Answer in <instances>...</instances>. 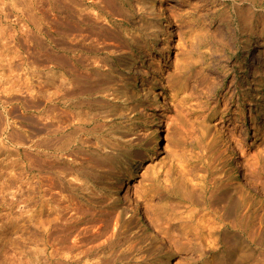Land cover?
<instances>
[{"label":"rangeland","instance_id":"1","mask_svg":"<svg viewBox=\"0 0 264 264\" xmlns=\"http://www.w3.org/2000/svg\"><path fill=\"white\" fill-rule=\"evenodd\" d=\"M180 2L0 0V264H165L167 260L171 264H264V38L248 39L240 20L243 13L252 11L256 17L253 27L261 29L264 0ZM69 7H74L75 16L82 12L87 18L84 32L67 22ZM95 20L98 24H93ZM101 24L105 32L98 29ZM108 28L121 37L140 39L135 43L128 39L121 45L120 35L107 38L110 51L86 56L83 68L101 65L99 61L110 53L115 58L113 80L107 83L101 76L92 82L97 87L89 91L79 69L70 73L66 39H106ZM51 37L57 39L55 52ZM53 54L57 57L55 71ZM54 75L64 94L79 84L81 91L55 101L50 91ZM83 86L88 87L85 92ZM161 129H165V139L156 147ZM101 138L116 146L103 144ZM106 163H111L108 171L101 167ZM236 163L260 193L245 195L239 211L226 197L219 198L210 210L172 199L182 180H212L210 193L222 183L228 189L238 187L243 181ZM45 175L59 184L52 191L60 195L56 196L59 202L44 195ZM114 177L120 180L117 187L110 182L115 183ZM132 183L149 195L152 214L162 212V222L172 225V235L180 226L196 225L202 216L209 219V248L177 244L169 249L163 235L143 220L139 206L125 209ZM69 197L82 203L88 215L95 208L99 210L94 213L105 214L125 209L114 239L84 257L65 250L70 238L62 242L44 233L48 225L52 231L62 228ZM88 215L87 219L93 218Z\"/></svg>","mask_w":264,"mask_h":264},{"label":"bare ground","instance_id":"2","mask_svg":"<svg viewBox=\"0 0 264 264\" xmlns=\"http://www.w3.org/2000/svg\"><path fill=\"white\" fill-rule=\"evenodd\" d=\"M70 2H73V0H69ZM101 1V0H100ZM106 2H108V0H105ZM175 2H177V3H179L181 0H174ZM252 1V0H251ZM256 1V0H255ZM68 2V1H67ZM75 2V1H74ZM242 2V1H241ZM79 3V2H78ZM181 3V2H180ZM222 3H224V1L222 2ZM255 3V2H254ZM254 3H252L253 5H254ZM67 5H68V3H67ZM71 5V4H70ZM104 5V4H103ZM65 6V5H64ZM116 6V5H115ZM119 7V6H118ZM162 7V6H161ZM67 8V7H66ZM71 8H73V10H70V7L68 8V12H66L67 13V18H66V20H67V22L69 23H71V25H75V28H76V30H83V32H84V28L86 29L88 26L85 24V21H86V17L83 15V14H76V15H78V16H75V12H74V7H71ZM114 8V10H115V7H113ZM110 9V8H109ZM67 10V9H66ZM104 10V7L102 6V8H101V11H103ZM111 10V9H110ZM110 10H108V11H110ZM247 10H249V9H247ZM246 10V11H247ZM117 11V10H116ZM115 11V12H116ZM245 11V12H246ZM105 12V11H104ZM111 12H112V10H111ZM241 12V11H240ZM83 13H85V12H83ZM110 13V12H109ZM114 13V12H113ZM105 14H106V16L107 15H109L107 12H105ZM86 15V14H85ZM104 15V14H103ZM115 14H113V16H114ZM110 16V15H109ZM241 17V16H240ZM88 18H90V16L88 17ZM114 18H116V20L118 19L117 17H114ZM258 18V17H257ZM59 19V18H58ZM65 19V18H64ZM96 19V18H95ZM103 19V18H102ZM70 20V21H69ZM90 20V19H89ZM104 20V19H103ZM122 20V19H121ZM240 20H241V22H242V26H243V29L247 32V35H248V39H253V38H255V39H263L264 38V25H262L261 26V29L259 28V30L255 27H253V25H254V22L256 21V17H255V14L252 12V11H249V13H247V14H245V13H243L242 14V17L240 18ZM54 22H55V20H54ZM89 21H87V23H88ZM104 22V21H103ZM102 22V23H103ZM69 23V24H70ZM90 23V22H89ZM94 23H97L96 22V20L95 21H93V24ZM100 23H101V21H100ZM107 23V22H106ZM256 23V22H255ZM258 23V22H257ZM98 24V23H97ZM108 24V23H107ZM135 24V23H134ZM109 25H111V24H109ZM52 27H53V25H51ZM84 26H86V27H84ZM49 27H50V25H49ZM97 27V26H96ZM95 26H94V28H96ZM98 29H101L102 31H104V30H106V28H104V25L103 24H101L100 26L98 25ZM108 27V26H107ZM92 28V27H91ZM54 27H53V31L51 32V34L52 35H55V31H54ZM56 29H58V28H56ZM110 29H112L111 28V26H110ZM109 28H108V30H110ZM65 30H67V29H65ZM115 30V29H114ZM42 31V30H41ZM62 31V30H61ZM87 31V30H86ZM90 31V30H89ZM112 30H110L109 31V33H108V37H106V39H91L90 40V42H86V39H76V41H75V39H72V38H68V39H66L67 40V47H65V53H66V57H67V60L69 61V69H70V73L71 72H73V69H75V68H77V69H79L80 70V73H81V75H79V73L77 72V75H79L80 76V78H81V80H82V82L84 83V84H87V85H90V86H88L87 88H88V90L89 91H91V88L94 90L95 88L94 87H97L96 85H92V82L93 81H95L97 78H99V77H101V76H104V77H106V80L107 81H105V82H107L108 83V81L109 80H113V76H112V74L114 73V72H116V71H113V66L115 65V58H113L112 57V54L113 53H110V54H108L107 56H106V58L108 59V61H106V58H103L101 61H99L100 63H101V65H99L98 63V65H96L95 64V60H93V59H91L92 61H94L93 62V64H95L94 66H92L91 68H83L84 67V64H83V62L85 61V59L87 58L86 56H90V55H92L93 53H95L96 54V52L95 51H100V50H103L104 51V49H107L108 48V50H109V48H110V46H109V44H108V39L107 38H121L120 40H121V45L122 44H125V43H128V39H130L131 40V42H136L137 41V39H140L139 37H135L134 35L132 36L131 35V37L130 38H128V37H125V36H122L121 37V35L119 36L118 35V32L116 31V32H111ZM58 32V31H57ZM67 32H69L68 30H67ZM105 32V31H104ZM89 34H90V32H88ZM155 34V33H154ZM153 34V35H154ZM73 35V34H72ZM105 35H106V33H105ZM119 36V37H118ZM145 36V37H144ZM69 37H71V36H69ZM73 37V36H72ZM82 37V36H81ZM140 37L142 38V39H147V36L146 35H140ZM52 38V37H51ZM50 39V38H49ZM111 39H109V40H111ZM65 40V39H64ZM114 40H116V39H114ZM117 40H119V39H117ZM249 40V41H250ZM56 42H57V39H50V43H51V48H52V50L55 52V51H57L56 50V46H55V44H56ZM257 43V42H256ZM119 44V43H118ZM111 45V44H110ZM114 45V44H113ZM112 46V45H111ZM126 46H128V45H126ZM139 46V44H138V42L136 43V45H135V47H138ZM120 47V46H119ZM118 47V48H119ZM134 47V48H135ZM115 48V47H114ZM113 49V48H112ZM108 50H106V51H108ZM110 51V50H109ZM112 52V51H111ZM109 53V52H108ZM119 53V52H118ZM123 54V53H122ZM53 57H52V61H53V70L55 71V70H57V57L55 56V54H53L52 55ZM93 57V56H92ZM95 57V56H94ZM93 57V58H94ZM89 58V57H88ZM95 59V58H94ZM96 59H98V58H96ZM121 59V58H120ZM103 60H104V62H103ZM87 61V60H86ZM85 61V62H86ZM81 64L83 65V67L81 66ZM90 64H92V63H90ZM89 64V65H90ZM92 64V65H93ZM87 65V64H86ZM105 67V71H106V73H102V71L103 70H101L102 68L101 67ZM116 68V67H115ZM116 70V69H115ZM261 71V70H260ZM69 73V74H70ZM76 75V74H75ZM76 75V76H77ZM81 80H78V81H80L81 82ZM196 80H198V79H196ZM104 81V80H103ZM62 82V81H61ZM186 82V81H185ZM77 84H79V82H77ZM76 84V85H77ZM61 85H62V83H61ZM80 85V84H79ZM78 85V86H79ZM78 86H76L75 88H71V89H66V92H65V94L63 93V90H62V88L60 87V84L58 85L57 84V78L55 77V75L51 78V95H52V98L53 99H55V101H56V98L58 97V96H64L65 97V95L66 96H68L69 97V95L71 94V93H73V92H75V91H77V92H80L81 90V86L78 88ZM182 88H183V86H181ZM84 88V89H83ZM83 88H82V90H84V92H85V90H87V88L85 87V86H83ZM86 88V89H85ZM64 89V88H63ZM98 89V88H97ZM153 89V88H152ZM79 90V91H78ZM92 90V91H93ZM49 92V91H48ZM83 92V93H84ZM86 93H87V91H86ZM97 93H98V90H97ZM96 93V94H97ZM75 94V93H74ZM91 94V93H90ZM94 94V93H93ZM72 95V94H71ZM78 95H82V92L81 93H79ZM76 97V96H75ZM59 98V97H58ZM94 99V98H93ZM79 100V99H78ZM91 100V99H90ZM97 100H98V98H97ZM82 101H84V100H82ZM86 101V100H85ZM92 101V100H91ZM90 101V102H91ZM89 102V101H88ZM106 102V101H105ZM87 103V102H86ZM40 104V103H39ZM42 104V103H41ZM57 104V103H56ZM55 104V105H56ZM38 105V104H37ZM49 105V104H48ZM47 105V106H48ZM89 105V104H88ZM93 106V105H92ZM56 107V106H55ZM53 108V107H52ZM52 108H48L49 110H51ZM62 108H64V107H62ZM56 109H58L59 110V108L57 107ZM72 109V108H71ZM94 109H96V108H94ZM98 109H100V108H98ZM49 110H47V111H49ZM55 111V110H54ZM61 111H63V110H61ZM87 111V110H86ZM85 111V112H86ZM89 111V110H88ZM50 112V111H49ZM73 112V111H72ZM81 112V111H80ZM85 112H83V113H85ZM50 113H52L53 114V110H52V112H50ZM68 113V112H67ZM66 113V114H67ZM70 113V115H71V112H69ZM69 113H68V115H69ZM89 113V112H88ZM58 114H59V112H58ZM58 114H57V117H58ZM65 114V115H66ZM86 114V113H85ZM90 114V113H89ZM60 115V114H59ZM64 115V116H65ZM68 115H67V117H68ZM78 115H80V114H78ZM87 115V114H86ZM95 115V114H94ZM93 115V116H94ZM73 116H74V114H73ZM72 116V117H73ZM87 116H89V115H87ZM92 116V117H93ZM60 117V116H59ZM71 117V119H74L75 117H73L72 118ZM94 118V117H93ZM54 119V118H53ZM66 119V118H65ZM77 119H78V117H77ZM77 119H75V120H77ZM64 121H66V120H64ZM68 121V120H67ZM82 121H86V120H82ZM88 121H91V120H88ZM72 122V121H71ZM49 124V123H48ZM101 124V123H100ZM45 126V125H44ZM67 127V126H66ZM79 128V127H78ZM45 130V129H44ZM58 131V130H57ZM61 131V130H60ZM70 131V130H69ZM71 133V132H70ZM58 137V136H57ZM55 139V138H54ZM102 139V138H101ZM165 139V129H161V131L160 132H158L157 133V135H156V139H155V146L157 147L163 140ZM101 142L103 143V144H110L112 147H115L116 145H115V143L114 144H112V143H110V142H108V141H105V140H101ZM118 145V144H117ZM110 146V147H111ZM121 146V145H120ZM105 147V146H104ZM104 147H102L101 149H103ZM99 149V148H98ZM104 150H105V148H104ZM108 150V149H107ZM113 151V150H112ZM117 152H119V151H117ZM99 153V152H98ZM42 154V153H41ZM56 154V153H55ZM72 153H70V155H71ZM118 154V153H117ZM123 155L125 154V153H122ZM128 154V153H127ZM105 155H109V153L107 152V153H105ZM111 156V155H110ZM127 156V155H126ZM74 157V156H73ZM72 157V158H73ZM112 157V156H111ZM110 157V158H111ZM124 157V156H123ZM128 157V156H127ZM72 158H71V161H73L72 160ZM76 157H74L73 159H75ZM81 158V157H80ZM79 158V159H80ZM85 158V157H84ZM88 158V157H87ZM90 158V157H89ZM109 158V157H108ZM114 158V157H113ZM122 158V157H121ZM40 159V158H39ZM82 159V158H81ZM92 159V158H91ZM128 159V158H127ZM76 160V159H75ZM111 160V159H110ZM117 160V159H116ZM77 161V160H76ZM83 161V160H82ZM85 161V160H84ZM94 161V160H93ZM124 161H125V159H124ZM45 162V161H44ZM80 162V161H79ZM95 162V161H94ZM116 162V161H115ZM119 162V161H118ZM50 163V162H49ZM120 163V162H119ZM47 164V163H46ZM68 164H69V162H68ZM98 164H99V162H98ZM97 164V165H98ZM104 164V163H103ZM108 163H106V166L105 165H103V166H101V167H103L104 168V171H108L107 170V168H109L108 167V165H107ZM117 164V163H116ZM48 165V164H47ZM93 165H94V163H93ZM110 165H111V163H110ZM109 165V166H110ZM68 166H70V164L68 165ZM236 166L238 167L237 168V175L239 176V177H241V180L243 181L242 182V184L241 185H238V187H236V188H234V189H228V188H226V186L222 183V184H220V185H218L215 189H214V191L212 192V193H210V190H209V186L211 185V183H212V180H210V181H208V180H206V181H199V182H195V183H192V182H190V181H187V180H182L181 181V184L179 185L180 186V189H179V192H176L175 194H174V196L172 197V199L174 200V201H176V202H179V203H185V204H189L190 206H195V205H204V207H205V210H210L211 209V207H212V205L219 199V198H223V199H225V197L227 198V200H229V201H227L228 203H230V202H235V204H236V212L237 211H239V207H241L242 205V203H243V201H244V197L246 198V196L245 195H247L248 196V198L251 196V197H256V196H259V192L257 191V188L255 187V186H253L252 185V183L251 182H247L246 181V179H245V177H244V175L242 174V171L239 169V166H238V164L236 163ZM41 167V166H40ZM93 167V166H92ZM117 167H118V164H117ZM116 167V168H117ZM120 167V166H119ZM118 167V168H119ZM126 167H129V166H126ZM131 167V166H130ZM71 168V167H70ZM97 168V167H96ZM67 169H69V168H67ZM98 169H100V167L98 166ZM102 169V168H101ZM132 169V168H131ZM117 170V169H116ZM68 171V170H67ZM117 171H119V170H117ZM117 171H115V172H117ZM39 172V171H38ZM121 172V171H120ZM123 172V171H122ZM70 173V172H69ZM102 173H104V172H102ZM61 174V173H60ZM109 174H110V172H109ZM113 174H115V173H113V169H112V173H111V175H113ZM122 174V173H121ZM42 175V174H41ZM106 175V174H105ZM118 175V174H117ZM46 176V175H45ZM50 176V175H49ZM49 176H46V178H47V180L45 179V181H44V179H43V181H44V183L46 182V190L45 189H43L44 190V195H49L50 196V198L52 199L53 198V196L54 197H56L55 196V192H53L52 193V191L53 190H56L57 189V186H56V184L57 185H59L57 182H55V180H54V178H51V177H49ZM107 176V175H106ZM114 176V175H113ZM112 176V177H113ZM210 176H211V172H210ZM237 176V177H238ZM87 177H89V174H87ZM102 176H100V178H101ZM109 177V176H108ZM167 177V176H166ZM100 178H97V180H99ZM116 177H114V179H115ZM88 179V178H87ZM96 180V179H95ZM108 180H110V179H108ZM202 180H204V179H202ZM100 181V180H99ZM113 181L114 180H111L110 182H112V184H114L115 185V187H117L118 186V184L120 183V180L118 179V178H116L115 179V183H113ZM96 182V181H95ZM101 182V181H100ZM43 183V184H44ZM56 183V184H55ZM99 183V182H98ZM106 183V182H105ZM40 184H41V182H40ZM107 184V183H106ZM42 185V184H41ZM95 185H96V183H95ZM98 185V184H97ZM101 185V184H100ZM43 186V185H42ZM41 186V187H42ZM93 186V185H92ZM106 186V185H105ZM107 186H109V183H108V185ZM106 186V187H107ZM113 186V185H112ZM112 186H110V188L112 187ZM44 187V186H43ZM60 187V186H59ZM58 187V188H59ZM87 187V186H86ZM35 188V187H34ZM45 188V187H44ZM84 188V187H83ZM89 188H91V187H89ZM89 188L87 189V190H89ZM94 188V187H93ZM97 188H99V187H97ZM96 188V189H97ZM113 188V187H112ZM129 188H130V190H128V191H130V192H132V196H134V198H133V200H132V196L130 197L129 196V194H126V197H125V199H126V202H128L127 203V207L125 208V209H127L128 207H131L132 209H136L137 208V206H139L140 208H141V214H142V216H143V220H145L146 222H147V224L149 225V226H151V229L153 230V231H156L157 233H161L163 236H162V241H164V243L167 245V247L169 248V249H172V248H175L176 247V245L178 244V245H180V246H183L182 248H184V247H189V246H193V244L195 245V244H199V245H201L202 247H204V248H206V250H207V248H209V246H210V220L209 219H204V217L202 216L200 219H199V223L197 222V224L196 225H192V226H187V227H189V228H187V229H182L181 227L182 226H180V228H178L177 229V231L172 235L171 234V224H169V223H163L162 222V219L163 218H161V214H162V212H159V213H157V215H155V214H152L153 212H152V210L154 211V209L152 208V202H151V199L149 198V195L146 193V192H140L139 190H138V185H136L135 183H132V184H130L129 185ZM105 189V188H104ZM108 189V188H107ZM91 190H92V188H91ZM101 190V189H100ZM23 191V190H22ZM59 191V190H58ZM93 191V190H92ZM43 192V191H42ZM61 192H62V190H61ZM99 192V191H98ZM92 193V192H91ZM93 193H94V191H93ZM100 193H101V191H100ZM103 193V192H102ZM259 193V194H258ZM23 194V193H22ZM60 194V193H59ZM70 194V193H69ZM88 194V193H87ZM43 195V194H42ZM71 195V194H70ZM91 195V194H90ZM58 196H60V195H58ZM57 196V197H58ZM74 196V195H73ZM25 197V196H24ZM44 197V196H43ZM56 197V198H57ZM88 197H89V194H88ZM95 197V196H94ZM100 197V195L99 196H97V198H99ZM55 198V199H56ZM70 199L68 200L69 201V203H68V205H66V208H65V206H64V208L66 209V210H68V217L66 216V215H63L64 216V222H62V223H60V221H59V223L60 224H62V228L60 229V226H59V229L60 230H55L54 229V227L52 228L53 229V231L51 230V227H50V225H48L46 228H44V233H46V234H48V237H49V234H52V236L54 237V238H59V239H61L62 240V242H63V240L65 239H69L70 238V240H66L67 241V243H68V241H70L69 243V246H67V248L66 247H64V248H66L65 250L69 253V254H71V252H75L77 255H78V257L79 256H81V257H84V256H87L88 254H90L91 253V251L92 250H94V249H96V248H100V246H102L103 244H105L107 241H109L110 239H114V236H115V232H116V228L120 225V222H121V219H122V213L124 212V210L125 209H123L122 211H117L118 209H116L115 211H114V213H113V211H112V213H110V211L107 213V214H105V213H103L102 211L99 213H97V211L99 210H97L96 208V212L94 213V211H95V209L94 210H92V212L93 213H89V215H92L91 217H93V218H91V219H87L86 218V215H88V210H86L87 209V207H85L86 209V211L87 212H85V211H83L82 210V203L80 204V202H76L75 201V199H73V198H71V197H69ZM80 198V197H79ZM258 198V197H257ZM26 199V198H25ZM58 199V201L57 202H59V198H57ZM63 201H62V200ZM61 201L62 202H64V199L61 197ZM65 199H66V196H65ZM78 199V198H77ZM255 199V198H254ZM48 200V199H47ZM46 200V201H47ZM92 200H93V198H92ZM97 200V199H96ZM258 200V199H257ZM256 200V201H257ZM20 201V200H19ZM46 201H44V202H46ZM67 201V200H66ZM65 201V202H66ZM99 201V200H98ZM100 201H101V199H100ZM131 201L133 202L132 204L134 205H131ZM247 201V200H246ZM245 201V202H246ZM27 202V201H26ZM42 202V201H41ZM40 202V203H41ZM43 202V204H45V205H48V204H46V203H49V202H46V203H44ZM52 202H54L53 200H52ZM61 202V203H62ZM83 202V201H82ZM85 202V201H84ZM251 202V201H250ZM93 203V202H92ZM116 203V202H115ZM247 203V202H246ZM249 203V202H248ZM247 203V204H248ZM22 204H25L24 203V201H22ZM67 204V203H66ZM139 204V205H138ZM246 204V205H247ZM250 204V203H249ZM258 203H256V205H257ZM49 205H50V203H49ZM56 205H58L57 203H56ZM60 205V204H59ZM62 205V204H61ZM85 205V204H84ZM88 205V204H87ZM91 205V204H90ZM252 205V204H251ZM250 205V206H251ZM255 204H253V206H254ZM21 206V205H20ZM39 206V205H38ZM252 206V207H253ZM58 207V206H57ZM56 207V208H57ZM89 207V206H88ZM219 207V206H218ZM243 207V206H242ZM248 207V206H247ZM20 208H22V206L20 207ZM34 208V207H33ZM48 208V207H47ZM64 208H62L63 210H64ZM90 208H92V207H90ZM90 208H89V212H91V210H90ZM251 208V207H250ZM249 208V209H250ZM255 208V207H254ZM24 209V208H23ZM61 209V208H60ZM59 209V210H60ZM114 209V208H113ZM217 209V208H216ZM235 209V208H234ZM240 209H242V208H240ZM252 209V208H251ZM35 210V209H34ZM138 210V209H137ZM220 210V209H219ZM36 211V210H35ZM65 211V210H64ZM165 211H167L166 209H165ZM221 211V210H220ZM34 211H32V213H33ZM61 212H63V211H61ZM24 212H23V210L21 209V211H20V216L21 217H23V214ZM31 213V214H32ZM48 213V212H47ZM103 213V214H102ZM151 213V214H150ZM45 214H46V212H45ZM59 214H60V212H59ZM164 214H165V212H164ZM88 215V216H89ZM151 215V216H150ZM163 215V214H162ZM32 216V215H31ZM62 216V215H61ZM66 216V217H65ZM165 216V215H164ZM32 217H35V216H32ZM44 217H45V215H44ZM53 217V216H52ZM232 217V216H231ZM36 218V217H35ZM37 218H38V216H37ZM167 218V217H166ZM169 218V217H168ZM167 218V219H168ZM33 219V218H32ZM45 219V218H44ZM54 219V218H53ZM56 219V218H55ZM58 219V218H57ZM63 219V218H62ZM61 219V220H62ZM40 220V219H39ZM51 220V219H50ZM171 220V219H170ZM238 220V219H237ZM24 221V220H23ZM44 221V220H43ZM43 221H41V222H43ZM52 221V220H51ZM29 222V221H28ZM33 222V221H32ZM40 222V221H39ZM45 222V221H44ZM165 222V221H164ZM30 223V222H29ZM34 223V222H33ZM33 223H31L30 225H32L33 226V228H35L34 226L36 225V223H34L35 225H33ZM55 223V222H54ZM41 224V223H40ZM56 224V223H55ZM54 224V225H55ZM133 224V223H132ZM173 224V223H172ZM29 225V226H30ZM42 225V224H41ZM45 225H46V223H45ZM57 225V224H56ZM174 225V224H173ZM38 226V225H37ZM51 226H52V224H51ZM39 227V226H38ZM57 227H58V225H57ZM252 228H254V227H252ZM257 228H259V227H257ZM42 229V228H41ZM41 229H39L38 228V230H41ZM132 230V229H131ZM255 230H257V229H255ZM41 231H43V230H41ZM258 232V231H257ZM154 233V232H153ZM252 233V232H251ZM260 233V232H259ZM252 235V234H251ZM250 235V236H251ZM159 236V235H158ZM224 236V235H223ZM226 237V236H225ZM240 237H242V235L240 236ZM22 239V238H21ZM50 239V238H49ZM51 240L52 239H50V240H48V244H49V242L51 243ZM54 240V239H53ZM64 240V241H65ZM223 240H225L226 241V239H223ZM222 240V241H223ZM240 241V240H239ZM54 242V241H53ZM56 242H58V241H56ZM55 242V243H56ZM241 242V241H240ZM47 243V242H46ZM61 243V242H60ZM66 243V242H65ZM59 244V243H58ZM238 244V243H237ZM46 245V244H45ZM60 245V244H59ZM177 245V246H178ZM22 246V245H21ZM55 246V245H54ZM57 248H58V246H57ZM59 248H61L60 246H59ZM49 249H50V247H49ZM61 249H63V246H62V248ZM64 250V251H65ZM55 251H56V249H55ZM55 251H53V252H55ZM68 253L66 254V255H68ZM74 254V253H73ZM72 255V254H71ZM76 255V256H77ZM93 255H95V254H93ZM53 256L54 255H52V258H53ZM58 256H59V254H58ZM69 256V255H68ZM263 256V255H262ZM74 256H72V258H73ZM67 258H69V257H67ZM263 258V257H262ZM55 259V258H54ZM70 259V258H69ZM79 259V258H78ZM50 260V259H49ZM82 260V259H81ZM59 261V260H58ZM70 261V260H69ZM72 261V260H71ZM83 261V260H82ZM105 261V260H104ZM62 262V261H61ZM60 262V263H61ZM78 262V261H77ZM80 262V261H79ZM106 262V261H105ZM58 263V262H57ZM71 263H73V262H71ZM101 263H103L102 261H101ZM56 264V263H55ZM62 264H64V262H62ZM78 264V263H77ZM104 264V263H103ZM165 264H171L170 263V260H167L166 262H165Z\"/></svg>","mask_w":264,"mask_h":264}]
</instances>
